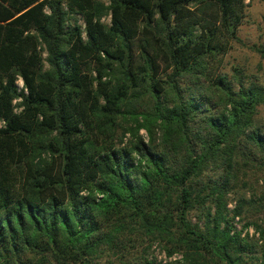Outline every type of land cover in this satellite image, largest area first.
I'll list each match as a JSON object with an SVG mask.
<instances>
[{
	"label": "trees",
	"instance_id": "obj_1",
	"mask_svg": "<svg viewBox=\"0 0 264 264\" xmlns=\"http://www.w3.org/2000/svg\"><path fill=\"white\" fill-rule=\"evenodd\" d=\"M245 7L0 0V264H264L227 208L264 172V81L220 69Z\"/></svg>",
	"mask_w": 264,
	"mask_h": 264
},
{
	"label": "rangeland",
	"instance_id": "obj_2",
	"mask_svg": "<svg viewBox=\"0 0 264 264\" xmlns=\"http://www.w3.org/2000/svg\"><path fill=\"white\" fill-rule=\"evenodd\" d=\"M109 19L110 16L103 17V21L106 23H109ZM78 22L82 24L81 19ZM237 36L238 40L230 43L220 69L231 75L235 68H238L243 72L253 73L259 77L260 81H264V56L256 50L258 47H264V0H246L244 17ZM18 85L22 86L21 79H18ZM260 111L261 116H264V106L260 108ZM139 134L145 141L148 140L144 129L139 130ZM159 136L160 132L158 131L156 138ZM240 176L241 179L237 182L236 190L228 193L227 208L232 214L240 195L251 200V205L245 206L249 210H245L240 216L233 217L232 226L234 231L241 232V236L248 234L249 237L257 240L259 234L251 222L254 221L264 227V203H260V196L264 195V172L250 168L244 175L241 174ZM246 223L249 224L246 225ZM258 243L261 244V240ZM148 252L149 258L155 259L156 263L159 264H168L180 257L178 254L167 257L157 243H154Z\"/></svg>",
	"mask_w": 264,
	"mask_h": 264
}]
</instances>
